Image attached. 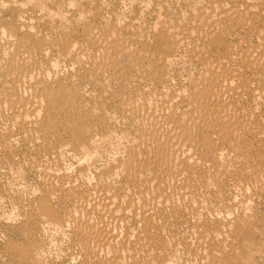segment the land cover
I'll return each instance as SVG.
<instances>
[{
  "label": "rangeland",
  "instance_id": "obj_1",
  "mask_svg": "<svg viewBox=\"0 0 264 264\" xmlns=\"http://www.w3.org/2000/svg\"><path fill=\"white\" fill-rule=\"evenodd\" d=\"M231 1L233 0H0L1 40H4L5 25L13 23L20 27L21 31L24 30L23 32L34 28L41 30L48 39H72L78 50L85 48L84 56L79 57L80 60L76 58L78 61H74L75 65L63 63L53 73V77L56 81L64 82L65 78H70L73 89L87 93L89 91L95 111L92 118L103 122L87 129H90V135L94 133L93 150L96 151L85 154L80 150L81 141L78 143L77 140L75 143L73 137L66 132L61 140L57 130L45 132L39 128L38 131L21 126L17 120L18 113H13L8 105L0 101V264H104L101 262L106 259L104 254L95 260L87 259L81 252L75 225L71 224V219L75 215L72 213L77 211L80 214L76 213L78 218L83 216L84 219L85 216L74 206L73 199L67 197L64 191L61 192L59 185L61 181L67 180L64 176L70 178V185L80 186L82 190L86 185L87 191L90 190L91 184L102 182L101 176L99 178L101 170L111 163L125 160L129 150L137 144V120L142 117L141 108L154 106L164 100L180 101L192 83L201 78L205 69V64L200 60L202 51L217 56L238 48L241 51L235 53L237 55L233 54V57L237 61L241 60L242 64V57L245 55L243 50H261L260 43L264 38L262 24H257V28L253 30L235 27L220 31V28L214 27L217 35H220L217 36V41L210 44L204 37V30L201 36L198 35L199 21L213 20L211 12L217 7V10L228 8L230 12L233 9L236 20L249 16L243 4L245 0ZM260 11L264 14V9L260 8ZM178 19L181 21L175 22ZM167 27L179 28L184 32L183 35L186 34L182 43L184 46L181 44L177 47L176 41L168 34ZM111 30L114 37H118L119 44L141 58L144 56L143 60L147 66L146 69L142 68V71L137 67L125 71L126 79H116L107 84L110 87L106 85L105 88L101 84L94 86L78 74L85 72L87 67L84 63L89 60L105 59L103 39L112 32ZM186 31H192L193 34L188 35ZM163 43L175 51L170 54L168 52V55L160 49L164 47H161ZM59 52L56 47L46 50L47 54ZM153 68L161 70L162 83H157L154 79L151 73ZM246 76L256 79L264 86V76L260 75L255 66L246 68ZM236 107L239 112L248 113L249 124L259 127L258 133L253 134L250 141L252 140L253 147L262 150L264 95L261 96L258 92L253 96L245 94L238 100ZM86 134L89 138L90 135ZM262 152L264 153V149ZM229 155L232 156V153ZM258 158L252 152L245 163H231L230 168L234 172L229 168V172L223 170L217 175L214 173V165L217 163L210 158L204 159L205 161L200 162L204 173L195 177V181L192 179L195 184L194 193L189 192L191 189H185L186 192L184 188L180 189L179 192L184 198L179 200L180 204L177 205L176 199L174 207H168L162 219L158 220L159 223L150 227L151 236L138 237L144 230V222L140 220L139 214L135 217L128 216L120 223H113L117 232L121 230L115 244H124L127 251L123 254L125 258L121 257L119 261L108 264H153L160 262L162 258L168 259L167 264H226L224 256L236 259L227 264H264V189L259 187L255 179V175L264 177V162L259 159V163ZM120 180L122 181V175L117 174L108 178L107 182L117 185ZM168 188L167 193L169 191L173 196V188L167 186ZM44 197L49 198L57 215L44 209L41 202ZM191 204L195 205L194 208ZM90 217L88 218L89 221L93 220L90 222H93L92 225L103 223L96 215ZM60 219H68L66 225L58 222ZM238 225H241L243 232L234 231ZM154 246L155 249L161 250V256L155 255ZM210 248L214 249V252Z\"/></svg>",
  "mask_w": 264,
  "mask_h": 264
},
{
  "label": "bare ground",
  "instance_id": "obj_2",
  "mask_svg": "<svg viewBox=\"0 0 264 264\" xmlns=\"http://www.w3.org/2000/svg\"><path fill=\"white\" fill-rule=\"evenodd\" d=\"M243 4L249 15L248 17L242 19L236 17V20L234 13H232L233 9L230 12V9H224L225 7L220 10H217L219 7L214 8L215 10L211 12V18L213 20L209 22L199 21L200 33L198 35L201 36L203 34L201 33L202 30H204V37H206V40L210 44L217 41V36L220 35H217L214 27H217V29L220 28L218 29L220 31L230 30L235 27L253 30L257 28V24L264 25V14L260 11V8L264 9V0L261 3L255 0H245ZM215 5L217 6L218 4ZM179 19L175 22H178ZM171 27H167L169 29V33H167L171 34L178 47L185 41L186 34L183 35L184 32L179 30V28L174 29ZM4 28L6 29V31L3 30L5 34L4 40L0 39V101L8 105L13 113H18V118L16 117L18 123L26 127V129L38 130L37 128H39L45 132L54 129L57 130L56 132L59 136L57 137L61 140L66 132L73 137L75 143L77 140H79L78 143L81 141L82 147L78 146L81 152L91 154L92 151H96L93 150L95 147L94 141L92 140L94 133L90 135V129L89 131L87 129L101 125L103 122L98 120V118H92L95 111L89 91L87 93L73 89L72 79L70 78H65L66 81L64 82L56 81L53 77V73L63 63L72 65L75 60L84 56L85 48L78 50L76 44L72 42V39V41L69 39L59 40V38L48 39L41 30L34 28L23 32L24 30L21 31L20 27H16L13 23H7ZM187 34L192 35L193 32L189 31ZM115 37L113 31L105 35L103 39L105 42V59L96 60V58L89 60L88 63H84L87 69L82 70L85 72L78 74L80 77L86 78L94 86L101 84L105 87L108 83L110 84V82L116 81V79H126L127 72L125 73V71H131L135 67L141 69V71L142 68L146 69L147 65H145L143 60L144 56L142 55L143 57L141 58L132 53L127 47L119 44L118 37ZM260 44V51L251 48L243 50L245 55L242 57V64L240 63L241 60L237 61L233 57V54L241 51L238 48H234L228 53L224 52L226 53L224 55L217 56L207 54L208 52L204 53L201 50L200 60L205 64L204 73L201 74V78L192 83L191 88L189 87V91L181 96L180 101L164 100L154 106L147 105L145 108H141L142 117H140V120H137L139 129L137 144L135 147L132 146L125 160L111 163L101 170L99 178L101 176L100 180L102 182L94 184L89 182L92 186L87 191L85 190V183L82 185L84 186L82 187L84 190H82L80 186L70 185L72 181L68 180L70 178L64 176L67 180H64V182L61 181L59 185L62 189L61 192L64 191L67 197H71L74 201V206L78 208L77 210L82 211L81 215L84 214L85 216L84 219L83 216L82 218H78L77 216L80 215L79 212L77 211L79 214L77 215V212L72 213L71 211L70 213L75 215H72L73 217L71 219V214H69L72 222L69 220L71 224L74 223L75 225V234L79 240L80 250L87 259L92 258L98 260L104 254L106 259H103L101 262L108 264L113 261L117 262L123 257L127 249L122 243L119 246L115 244L116 240L119 239L118 237H120L121 230L118 233L113 223H120L128 216L135 217L136 215H140V220L144 222V230L142 233H139V238L151 236L152 228L150 227L153 224L159 223L158 220L168 207H174L177 202L176 199L178 200L177 205L180 204L179 200L184 198V195L179 192L180 189H191L189 192L191 194L194 193L193 189L195 184L193 180L195 177L202 176L204 173V168L200 164V162L205 161L204 159L210 158V160L217 163V165L213 164L216 166L214 171L216 175L223 170L224 172H229L228 169L231 163L238 161H244L245 163L248 160V155L252 152L259 157L258 161L260 159L264 162V153L262 152L264 148L262 150L257 149L251 145L252 140L250 141L251 136L258 133L259 127L249 124L248 113L246 111L239 112L236 107L238 100L245 94L253 96L258 92L259 95H264V86L259 84L256 79L246 76V68L248 69V67L252 68L254 66L260 75L264 76V38ZM182 45L184 46V44ZM52 47L58 48L60 52L57 54H47L46 50ZM161 47L163 48L160 49L167 54L168 52L170 54L175 51L168 44H164ZM69 54L72 56L69 57ZM197 59L199 60V58ZM151 73L157 83H162V72L160 69L155 68ZM163 86L165 85L163 84ZM176 99L173 98V100ZM158 100L161 101L160 99ZM70 124L72 126L69 127ZM26 129H24V132ZM45 132L43 133L44 135H46ZM86 133L90 135L89 138ZM24 134L26 136V133ZM5 143L8 142L5 141ZM231 153L232 156L229 155ZM251 169L253 170V167ZM230 171L234 172L232 169ZM255 172L252 171V173ZM117 174L122 175V181L120 180V183L117 185L109 184L107 182L108 178ZM255 179L259 187L264 189V177L255 175ZM215 180L217 179L215 178ZM179 182L180 184L178 185ZM167 186L173 188V196L169 191L167 193V190H169ZM218 194L220 195V193ZM41 202L45 210L53 215L57 213L54 212V207L51 206L49 198L44 197ZM91 215L100 217L103 223L99 225L98 222L97 226H95L96 223L92 225L93 222H90L93 220L90 219L91 221H89L88 218ZM66 221L68 219H60L58 222L65 224ZM234 231L243 232V228L241 225H238ZM126 238L128 240V236ZM148 250L150 251V248ZM153 251L156 256H161L160 249H155L154 246ZM211 251L214 252V249H211ZM223 260L226 264L236 261V259H231L227 256L226 258L224 256ZM166 262H168V259L162 258L160 262H154L153 264H167ZM92 264L94 263L92 262Z\"/></svg>",
  "mask_w": 264,
  "mask_h": 264
}]
</instances>
